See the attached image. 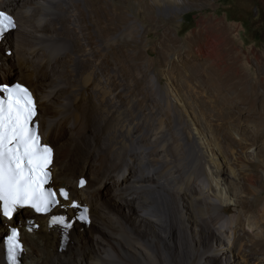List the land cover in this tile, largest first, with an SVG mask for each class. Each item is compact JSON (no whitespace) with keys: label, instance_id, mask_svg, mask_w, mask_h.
Wrapping results in <instances>:
<instances>
[{"label":"bare ground","instance_id":"obj_1","mask_svg":"<svg viewBox=\"0 0 264 264\" xmlns=\"http://www.w3.org/2000/svg\"><path fill=\"white\" fill-rule=\"evenodd\" d=\"M172 1L182 4V0L161 3L166 8ZM106 4L107 0H0V10L13 15L20 35L9 57L7 36L13 31L0 43V85L18 81L33 92L39 131L53 147V184L68 188L71 198L87 204L92 218L85 233L74 228L62 252L45 225L31 236L24 233L26 264H76L75 260L80 264H264V248L254 253L244 242L245 232L251 231L248 224L225 214L232 203L221 178L225 173L210 162L214 186L198 180L204 159L199 158L197 134L189 144L184 128L176 127L170 133L177 136L173 145L154 94L113 92L114 77L120 78L116 71L106 70L110 62L106 47L114 65H122L116 45L123 36L110 40V30L118 29L119 21L102 18V13L108 15ZM93 32L101 43L94 40ZM216 43L213 40L210 46ZM53 92L57 100L50 98ZM166 105L172 109L169 101ZM82 177L88 183L79 188ZM30 214L26 209L14 218L18 221ZM189 223L194 224L192 238ZM262 227L258 235L264 239ZM215 232L225 238L211 240ZM5 235L0 216V264H6ZM102 237L116 247L104 249L99 244ZM103 249L107 254L100 256Z\"/></svg>","mask_w":264,"mask_h":264},{"label":"rangeland","instance_id":"obj_2","mask_svg":"<svg viewBox=\"0 0 264 264\" xmlns=\"http://www.w3.org/2000/svg\"><path fill=\"white\" fill-rule=\"evenodd\" d=\"M106 14H101L104 20L119 21V28L110 30V40L123 36L116 45L122 65H114V56L106 47L110 59L106 70L118 73L122 90L114 77L113 92L154 94L173 145L177 136L170 133L178 127L184 128L183 137L189 144L197 134L202 150L199 158L204 159L198 180L214 186L207 164L216 162L225 173L221 178L232 202L225 214L248 224L251 231L245 232L244 242L254 253H262L264 239L259 238L258 230L264 223V0H182V4L172 1L166 8L161 0H107ZM184 18L190 22L185 23ZM17 34L15 30L7 36L13 54ZM93 35L101 43L95 32ZM213 40L218 44L210 46ZM50 98L57 100V93ZM187 231L194 237L193 223ZM222 237L215 232L211 240ZM101 239L104 249L116 247L108 237ZM104 249L100 256L107 254ZM27 261L21 258V264Z\"/></svg>","mask_w":264,"mask_h":264},{"label":"snow or ice","instance_id":"obj_3","mask_svg":"<svg viewBox=\"0 0 264 264\" xmlns=\"http://www.w3.org/2000/svg\"><path fill=\"white\" fill-rule=\"evenodd\" d=\"M15 27L13 17L0 12V35ZM0 94V209L9 219L24 206L47 214L59 201L57 193L45 187L51 179L52 149L41 144L34 126L35 101L20 84L0 85ZM59 195L68 198L63 189ZM51 223L71 226L63 217H53ZM6 248L9 260L15 264L22 253L16 229L7 238Z\"/></svg>","mask_w":264,"mask_h":264},{"label":"trees","instance_id":"obj_4","mask_svg":"<svg viewBox=\"0 0 264 264\" xmlns=\"http://www.w3.org/2000/svg\"><path fill=\"white\" fill-rule=\"evenodd\" d=\"M184 22L185 23H188V22H190V20H186V18H184Z\"/></svg>","mask_w":264,"mask_h":264}]
</instances>
